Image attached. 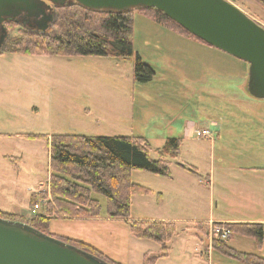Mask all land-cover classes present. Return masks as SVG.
I'll use <instances>...</instances> for the list:
<instances>
[{
  "label": "rangeland",
  "instance_id": "obj_1",
  "mask_svg": "<svg viewBox=\"0 0 264 264\" xmlns=\"http://www.w3.org/2000/svg\"><path fill=\"white\" fill-rule=\"evenodd\" d=\"M229 1L264 27L257 1ZM133 14L135 53L156 72L146 84L135 80L136 54L10 53L7 45L19 30L41 33L22 23L7 26L10 37L0 54V212L26 223L49 215L46 234L86 242L122 264H144L162 248L137 238L130 221L174 222L178 234L156 264H245L216 250L209 220L264 225V100L248 92L249 64L138 10ZM56 32L54 25L45 34ZM205 129L210 137L199 135ZM69 134L146 138L153 160L167 139L180 138V154L166 155L169 175L131 171L132 182L147 190L132 193L128 221L110 218L106 197L97 193L100 215L72 218L53 201L46 139ZM228 245L264 255V246L259 250L244 235H233Z\"/></svg>",
  "mask_w": 264,
  "mask_h": 264
},
{
  "label": "trees",
  "instance_id": "obj_2",
  "mask_svg": "<svg viewBox=\"0 0 264 264\" xmlns=\"http://www.w3.org/2000/svg\"><path fill=\"white\" fill-rule=\"evenodd\" d=\"M255 1L264 7V0ZM58 9L59 14L55 23L56 34H35L21 29L18 39L9 41L7 51L23 55L124 59L136 54L134 68L136 82L146 84L155 78L156 72L153 66L145 63L134 50L133 11L92 10L77 3H69ZM138 11L148 15L156 23L202 41L169 19L162 11L154 8H141ZM18 24L10 22L7 26H19ZM46 139L50 145L53 201L60 214L72 218L99 216L101 204L93 196L97 193L106 197L107 214L110 218L127 221L131 215L132 193L147 190L132 182L131 171L146 170L154 174L169 175L170 161L167 160L166 155L177 158L181 146L180 138H169L159 152L160 158L153 160L150 156V143L142 137H90L69 134L47 136ZM189 170L193 171V169ZM0 217L23 222L17 218L16 214L10 212H0ZM49 219V215H41L27 224L46 234ZM216 224L229 229L232 236L238 234L254 239L257 248L263 249L264 225L262 223ZM130 225L137 238L155 241L162 247L158 256L147 255L144 264H156L158 258L168 255L170 243L178 234L174 222L134 220L130 221ZM55 238L94 255L107 264H122L86 242L69 237ZM215 248L225 256L245 264H264V258L259 254L240 252L229 246L228 241L217 242Z\"/></svg>",
  "mask_w": 264,
  "mask_h": 264
},
{
  "label": "water",
  "instance_id": "obj_3",
  "mask_svg": "<svg viewBox=\"0 0 264 264\" xmlns=\"http://www.w3.org/2000/svg\"><path fill=\"white\" fill-rule=\"evenodd\" d=\"M77 3L92 10L129 12L154 8L193 36L249 64L247 89L264 100V27L229 0H0V54L10 22L35 21L41 34L55 25L46 8ZM20 19H22L20 21ZM184 166V165H183ZM0 264H107L31 225L0 217Z\"/></svg>",
  "mask_w": 264,
  "mask_h": 264
},
{
  "label": "built area",
  "instance_id": "obj_4",
  "mask_svg": "<svg viewBox=\"0 0 264 264\" xmlns=\"http://www.w3.org/2000/svg\"><path fill=\"white\" fill-rule=\"evenodd\" d=\"M200 136L204 137H210V131L208 129L203 130L199 133ZM40 206L39 204L36 205V209H38ZM210 222V224H209ZM208 224L210 225V233L214 238H216L218 241H228L232 237V232L220 225H217L214 221H209Z\"/></svg>",
  "mask_w": 264,
  "mask_h": 264
},
{
  "label": "flooded vegetation",
  "instance_id": "obj_5",
  "mask_svg": "<svg viewBox=\"0 0 264 264\" xmlns=\"http://www.w3.org/2000/svg\"><path fill=\"white\" fill-rule=\"evenodd\" d=\"M48 5L51 6V8H46V9H47V13H48V15L56 13V12H55V11L57 10L56 6H54V5L50 4V3H48ZM21 20H22V19H20V21H21ZM36 20H37L36 18L26 19V21H27V22H26V25H27L28 27H33V28L36 27L37 31L39 32V30H38V26H37V24H36V22H35Z\"/></svg>",
  "mask_w": 264,
  "mask_h": 264
},
{
  "label": "crops",
  "instance_id": "obj_6",
  "mask_svg": "<svg viewBox=\"0 0 264 264\" xmlns=\"http://www.w3.org/2000/svg\"><path fill=\"white\" fill-rule=\"evenodd\" d=\"M182 167L184 168H186V166H183L182 165ZM264 169V168H263ZM189 170V169H188ZM211 175L209 176V179H208V181H209V183H211L212 181H211ZM143 220H149V219H143ZM209 221H214L215 223H239V222H236V221H227V220H216V219H210ZM260 221V220H259ZM242 222V221H241ZM262 222H264V221H262ZM238 250V249H237ZM263 251H264V249H263ZM214 251H210L209 252V254H207L209 257H210V259H211V255H212V253H213ZM203 254V253H202ZM260 256H262L263 258H264V255H263V253H262V255H260Z\"/></svg>",
  "mask_w": 264,
  "mask_h": 264
}]
</instances>
